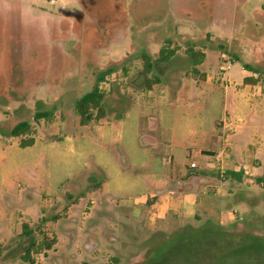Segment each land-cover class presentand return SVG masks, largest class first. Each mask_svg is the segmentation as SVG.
I'll use <instances>...</instances> for the list:
<instances>
[{
  "label": "rangeland",
  "instance_id": "374dc122",
  "mask_svg": "<svg viewBox=\"0 0 264 264\" xmlns=\"http://www.w3.org/2000/svg\"><path fill=\"white\" fill-rule=\"evenodd\" d=\"M190 47L209 54L226 51L228 60L240 57L235 74L244 62L264 68V0H0V140L20 147L22 139L33 137L38 153L49 149L21 196L8 190L7 200L13 217L19 211L28 215L22 220L36 229L38 241L55 240L50 249L32 250L34 263L24 260L22 223L20 232L0 241V264H139L167 236L218 226L167 222L136 237L115 220V211H98L94 217L95 199L89 195L105 175L82 167L95 122L121 117L135 105L172 101L181 77L191 75L200 83L214 70V63L206 66L205 60L194 66ZM162 48L173 52L158 62ZM143 51L152 55L151 67ZM112 66L114 71L100 84L105 116L83 124L76 100ZM205 91L200 86L184 90L181 101H203L199 114L211 117L217 109L207 103ZM147 105L139 112L159 117L157 106L149 110ZM44 109L52 110V117L35 120V113ZM20 120H29L31 131L10 135ZM31 149L22 148L23 154ZM10 157L7 153L5 161ZM70 172L71 177L62 178ZM44 180L54 183L53 191L41 185ZM243 193L250 200L247 207L234 203L241 209L235 224L219 226L264 235V185L246 183ZM42 217L49 220L42 222ZM243 264L258 263L247 259Z\"/></svg>",
  "mask_w": 264,
  "mask_h": 264
},
{
  "label": "crops",
  "instance_id": "0c3cea01",
  "mask_svg": "<svg viewBox=\"0 0 264 264\" xmlns=\"http://www.w3.org/2000/svg\"><path fill=\"white\" fill-rule=\"evenodd\" d=\"M204 52V64L214 63L204 81L198 83L191 75L181 77L174 100L135 105L121 117L102 118L92 125L82 167L101 169L105 175L89 195L95 199L94 217L98 211H115V220L125 223L124 228L136 237L140 231H156L167 222L225 226L235 223L241 213L235 202L248 205L250 196L244 195L243 185L254 181L264 185V77L244 67L235 74L232 69L238 56L228 60L226 51ZM245 77L257 81L246 83ZM198 86L205 88L204 98L212 110L217 109L211 117L199 114L203 101H181L184 90ZM146 105L149 110L157 106L159 117L140 113ZM185 108L192 111L182 113ZM37 144L15 147L0 140V165H8L0 170V241L20 232L22 218L29 219L22 211L13 217L7 192L21 196L26 182L37 175L38 160L49 155V149L38 153ZM27 147L31 151L23 154L22 148ZM7 153L11 157L5 161ZM193 161L196 167H191ZM226 170L244 174L238 180L225 176ZM47 181L41 185L47 186ZM48 185L53 191L54 183Z\"/></svg>",
  "mask_w": 264,
  "mask_h": 264
},
{
  "label": "trees",
  "instance_id": "16d2710c",
  "mask_svg": "<svg viewBox=\"0 0 264 264\" xmlns=\"http://www.w3.org/2000/svg\"><path fill=\"white\" fill-rule=\"evenodd\" d=\"M171 52L165 48L160 50V57L156 59L163 62L171 57ZM188 57L194 66L202 64L206 58L204 51L195 50L190 47L187 51ZM142 57L147 67L152 66V55L142 52ZM244 68L264 77V68L244 62ZM196 69V67H195ZM114 71V67H108L101 71L95 85L92 89L85 92L76 100V110L80 115L81 122L87 124L94 118L105 116V94L99 88L101 81ZM257 78L245 77V82H256ZM95 110L97 111L95 115ZM52 110L44 109L35 113V120L52 117ZM32 124L29 120L18 121L10 130L12 136H22L31 131ZM35 139L30 137L22 139L21 147L33 145ZM243 172L226 170L225 176L241 180ZM258 181H261L259 177ZM49 219L42 217L41 221L46 222ZM235 224V223H234ZM36 229L28 221L23 222L21 235L27 238L24 244V254L22 258L30 263H34L31 255L32 250L37 251L52 248L55 240L44 239L38 241L36 238ZM247 259L256 260L258 264L264 263V235L254 233L249 230H227L222 226H209L196 230H183L172 236L165 237L162 242L156 246L149 254L148 258L139 264H243ZM224 262V263H223Z\"/></svg>",
  "mask_w": 264,
  "mask_h": 264
},
{
  "label": "built area",
  "instance_id": "2783aa9c",
  "mask_svg": "<svg viewBox=\"0 0 264 264\" xmlns=\"http://www.w3.org/2000/svg\"><path fill=\"white\" fill-rule=\"evenodd\" d=\"M108 76V75H107ZM107 76L105 77V79L103 80V81H101L100 82V84L102 83V82H104V81H106L107 79ZM99 84V88L102 90V88H103V86L102 85H100ZM197 166V164H196V162L195 161H193V162H191V167H196Z\"/></svg>",
  "mask_w": 264,
  "mask_h": 264
}]
</instances>
